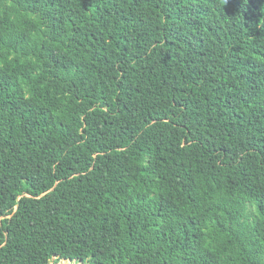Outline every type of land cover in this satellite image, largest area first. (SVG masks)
Here are the masks:
<instances>
[{
	"label": "trees",
	"instance_id": "16d2710c",
	"mask_svg": "<svg viewBox=\"0 0 264 264\" xmlns=\"http://www.w3.org/2000/svg\"><path fill=\"white\" fill-rule=\"evenodd\" d=\"M264 264V0H0V264Z\"/></svg>",
	"mask_w": 264,
	"mask_h": 264
},
{
	"label": "water",
	"instance_id": "95a60500",
	"mask_svg": "<svg viewBox=\"0 0 264 264\" xmlns=\"http://www.w3.org/2000/svg\"><path fill=\"white\" fill-rule=\"evenodd\" d=\"M49 264H75L74 261L72 260H69V259H61L57 262H52V263H49ZM78 264H81V261H79Z\"/></svg>",
	"mask_w": 264,
	"mask_h": 264
}]
</instances>
